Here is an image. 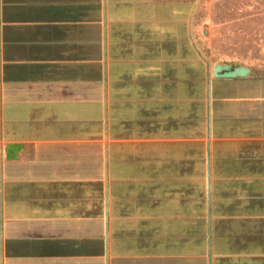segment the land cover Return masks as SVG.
<instances>
[{
  "label": "crops",
  "instance_id": "obj_1",
  "mask_svg": "<svg viewBox=\"0 0 264 264\" xmlns=\"http://www.w3.org/2000/svg\"><path fill=\"white\" fill-rule=\"evenodd\" d=\"M221 8L0 0V264H264V39Z\"/></svg>",
  "mask_w": 264,
  "mask_h": 264
},
{
  "label": "rangeland",
  "instance_id": "obj_2",
  "mask_svg": "<svg viewBox=\"0 0 264 264\" xmlns=\"http://www.w3.org/2000/svg\"><path fill=\"white\" fill-rule=\"evenodd\" d=\"M210 1L222 6L218 12L223 15L225 24L214 34L223 39L220 45L224 52L236 57L238 52H250L254 35L259 34V40L264 39V0H204ZM260 44L264 45V41Z\"/></svg>",
  "mask_w": 264,
  "mask_h": 264
},
{
  "label": "water",
  "instance_id": "obj_3",
  "mask_svg": "<svg viewBox=\"0 0 264 264\" xmlns=\"http://www.w3.org/2000/svg\"><path fill=\"white\" fill-rule=\"evenodd\" d=\"M213 72L216 76L230 78L236 76H244L249 72V70L244 67H237L231 70V67L228 64H216L214 66Z\"/></svg>",
  "mask_w": 264,
  "mask_h": 264
}]
</instances>
